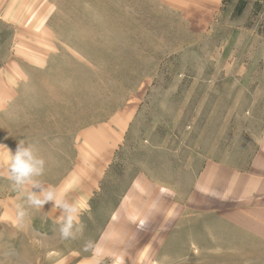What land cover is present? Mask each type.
I'll list each match as a JSON object with an SVG mask.
<instances>
[{"label":"rangeland","instance_id":"374dc122","mask_svg":"<svg viewBox=\"0 0 264 264\" xmlns=\"http://www.w3.org/2000/svg\"><path fill=\"white\" fill-rule=\"evenodd\" d=\"M21 140L48 185L78 179L81 154H116L97 222L155 170L205 219L206 264H264V0H0V144ZM6 175L0 256L56 264L60 213L21 226Z\"/></svg>","mask_w":264,"mask_h":264},{"label":"crops","instance_id":"0c3cea01","mask_svg":"<svg viewBox=\"0 0 264 264\" xmlns=\"http://www.w3.org/2000/svg\"><path fill=\"white\" fill-rule=\"evenodd\" d=\"M115 155H80L81 163L76 168L79 183L73 191L85 193L81 200L87 210L80 217L83 233L76 240H63L56 234L55 263L91 264L92 253L85 251L84 246L92 241L105 253L123 256L124 264H206L205 219L185 215V208L190 209L191 204L186 205L182 194L155 178V170H138L128 175L106 218L96 221L95 206ZM202 177L205 174L199 172V185L203 181L206 188V178ZM104 264H111V260L105 259Z\"/></svg>","mask_w":264,"mask_h":264},{"label":"clouds","instance_id":"9594fccd","mask_svg":"<svg viewBox=\"0 0 264 264\" xmlns=\"http://www.w3.org/2000/svg\"><path fill=\"white\" fill-rule=\"evenodd\" d=\"M5 149L7 152L5 153ZM47 160L41 155L34 143L21 140L13 152L0 144V168L6 171V178L12 190L23 195L25 204L18 207L17 220L23 226L30 217V210H43L52 203V210L60 215L56 218V232L63 240H76L82 236L83 227L80 217L87 210V204L81 199H70L69 193L78 186V179L73 178L62 185H48L43 177L47 172ZM85 251L92 253L91 264H104L110 259L111 264H124V257L116 253H105L92 241H87ZM0 264H29L27 257L21 251L3 253Z\"/></svg>","mask_w":264,"mask_h":264}]
</instances>
